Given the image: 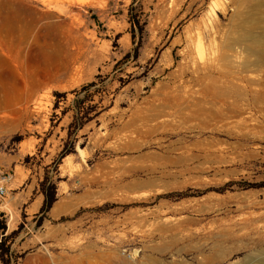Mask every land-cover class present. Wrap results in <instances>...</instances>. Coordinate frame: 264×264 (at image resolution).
<instances>
[{"label":"rangeland","instance_id":"obj_1","mask_svg":"<svg viewBox=\"0 0 264 264\" xmlns=\"http://www.w3.org/2000/svg\"><path fill=\"white\" fill-rule=\"evenodd\" d=\"M3 175L0 264H264V0H0Z\"/></svg>","mask_w":264,"mask_h":264},{"label":"trees","instance_id":"obj_2","mask_svg":"<svg viewBox=\"0 0 264 264\" xmlns=\"http://www.w3.org/2000/svg\"><path fill=\"white\" fill-rule=\"evenodd\" d=\"M54 199L51 197H48L45 195L44 201H43V205L41 207V213H44L45 211H47L51 204L53 203Z\"/></svg>","mask_w":264,"mask_h":264},{"label":"built area","instance_id":"obj_3","mask_svg":"<svg viewBox=\"0 0 264 264\" xmlns=\"http://www.w3.org/2000/svg\"><path fill=\"white\" fill-rule=\"evenodd\" d=\"M0 181L6 183L7 181H9V176L3 175ZM4 195H5V188L1 184L0 185V198H2Z\"/></svg>","mask_w":264,"mask_h":264}]
</instances>
